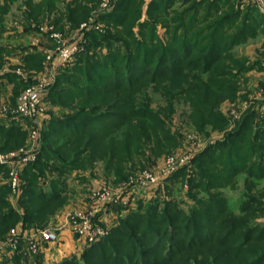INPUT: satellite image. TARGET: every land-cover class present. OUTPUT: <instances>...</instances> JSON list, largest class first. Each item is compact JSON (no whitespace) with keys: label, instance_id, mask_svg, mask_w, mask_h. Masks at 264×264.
Masks as SVG:
<instances>
[{"label":"trees","instance_id":"trees-1","mask_svg":"<svg viewBox=\"0 0 264 264\" xmlns=\"http://www.w3.org/2000/svg\"><path fill=\"white\" fill-rule=\"evenodd\" d=\"M7 1L14 0L0 2V16L8 10ZM57 1L33 4L25 0V15L37 23V17L55 8ZM175 1L150 0L145 11V0H111L110 8L92 13L105 29L85 33L89 41L76 54L75 75L65 80V90H56L58 75L47 92L49 100L69 105L73 112L50 119L36 160L22 170L18 199L23 213L9 201L7 174L0 177V239L13 228L43 227L44 217L62 203L64 188L57 181L52 179L50 185L39 182L44 169L65 173L48 165L47 155L60 160L65 169H86L99 159L105 174L121 181L128 175L127 162L145 153L146 141L152 140L151 153L178 143L180 137L168 122L176 100L189 103L188 118L200 131L206 127L222 130L229 124L220 105L239 97L243 73L253 65L232 50L256 33H264V14L253 4L238 9L232 0H181L178 6ZM96 4L97 0H72L64 9L66 20L77 28ZM143 11L147 17L138 21ZM136 24L137 32L133 29ZM159 24L163 36L157 32ZM118 25L125 30H117L112 37L107 27ZM43 60L41 50L20 58L24 67L36 71L43 68ZM5 77L14 84L15 96L31 83L10 70L0 76V88L5 86ZM148 86L164 97V108L149 106ZM258 111L248 109L235 129L194 157L197 180L189 178L188 194L200 183L208 189L233 184L243 172L247 181L263 177L264 118L253 133ZM0 113V151L7 152L23 145L26 135L18 118H10L1 108ZM6 169L0 164V172L6 173ZM185 170L180 167L169 179L183 178ZM260 191L247 196L241 211L264 210L257 198L264 195ZM204 201L206 204L197 202L188 214L180 208L182 202L167 200L163 211L154 202L146 207L141 204L120 221L106 224L105 236L87 242L81 262L65 258L59 264H264V225L227 217L229 209L221 192L210 193ZM22 256L15 254L16 264Z\"/></svg>","mask_w":264,"mask_h":264},{"label":"rangeland","instance_id":"rangeland-1","mask_svg":"<svg viewBox=\"0 0 264 264\" xmlns=\"http://www.w3.org/2000/svg\"><path fill=\"white\" fill-rule=\"evenodd\" d=\"M71 1L58 0L55 8L47 10L37 17V23L34 22L33 18L26 17L25 12L28 9L25 0L7 1L8 10L0 16V49L2 50L0 54V76L10 70H15L19 78L31 80L30 85L24 89L21 88L15 96L13 94L14 84L8 83L7 77L2 79L5 86L0 88V108L10 118H20L12 114L11 110L15 108L20 94L28 89H50L59 75L60 81L56 90H65L67 85L65 80H69L75 75L72 66L75 64L76 54L79 51L82 53L89 41L84 36L85 33L89 30L104 31V23L97 22L95 20L97 14L92 13L97 9L110 8L111 0H97V7L77 28H72L66 20L65 8ZM149 1L145 0V11ZM232 1L236 8L241 10H245L249 4L257 5L264 14V0ZM31 2L37 4L40 0H31ZM180 3L181 0H176L175 6ZM145 11L138 21L147 17ZM30 24H34L36 27L31 28ZM133 29L137 32L138 24ZM117 30H125V28L118 25L116 28L107 27L106 31L112 37H116ZM157 32L160 36L164 35V28L160 24L157 27ZM55 34H58L62 39L61 41L65 42V47H70L72 44L76 46L71 59L63 64L58 63L59 48L62 44L56 42L52 37ZM36 50H41L44 54L43 68L38 71L27 69L20 61L23 55ZM102 50L105 51L106 47L104 46ZM96 51L101 52L99 47ZM232 52L236 56H244L247 64L253 63V65L243 73L238 91L239 97L235 101L225 100L220 105L221 112L229 119V124L224 129L213 130L206 127V131H200L194 127L188 118L190 105L181 98L175 101L174 113L168 121L172 132H177L180 137L178 143L173 148H164L160 153H151L149 148L152 145V140L146 141L145 153L136 156L133 162H127L126 174L128 175L124 180L118 181L113 174L106 175L104 162L99 159L92 164L93 166H88L86 169L77 167L65 169L66 166L60 160L47 155L44 159L48 165L65 170L64 174H60L55 170L44 169L38 177L40 183L46 181V184L50 185L53 179L55 182L57 181L60 187L64 188L62 203L44 217L41 223L43 227H40L41 229L55 230L57 240L54 242L41 240L38 242V251L35 253L28 250L24 240L20 242L17 249L10 250L7 248V244L11 239V232L15 230L13 228L4 239H0V264L3 262L16 264L14 256L19 252L23 256L19 259L18 264H59L65 258L74 263L81 262L84 248L90 241L88 235L79 233L85 222L88 225H98L107 232L106 224L109 225L112 222L114 224L116 221H120V219L125 218L128 212L138 210L141 204L146 207L149 202H154L158 206L157 210L163 211L167 200L174 201L176 204L182 202L180 208L188 214L198 204L197 202L206 204L204 199L210 193L215 192H221L226 199L229 209V212L226 213L227 217L244 218L250 225H264V208L263 211L259 212L241 211V206L247 202L249 194H254L257 189L261 190L259 193L264 194V175L259 179L257 177L248 178L247 181L246 173L243 172L234 178L233 184L208 189L203 185L204 183H200L191 189V194H188L187 182L190 177L196 176L194 157L205 150L208 145L224 138L227 132L235 129L241 116L248 109H260L256 115L257 122L253 124V133L261 126L259 120L264 118V33H256L253 38L250 37L244 43L235 46ZM41 83H47V85L42 86ZM151 87L153 86H148L149 106L154 110L164 108L167 105L164 97L159 92H154ZM42 102L45 106L43 113L31 118L19 119L22 124L21 128L26 135L24 144L7 152L0 151V154L28 153L35 149L38 152L44 134L49 129L50 119L52 117L61 118L73 112L69 105L63 106L49 100L47 94L43 97ZM24 120H27L28 123ZM180 167L186 168L183 178L171 181L169 178ZM9 171L10 169L7 168L6 173L0 172V177H5V174L9 177ZM21 173L22 171L19 176V184L21 183ZM195 179L197 180V177ZM3 183L6 184V180ZM7 183L10 186L7 196L10 198L11 205L23 213L24 208L18 199L19 188L17 192H14L8 179ZM99 194L105 195L100 196ZM116 198L120 199L121 202L115 205L120 206L113 208L115 207L113 200ZM257 198H261V202L264 204V195H259Z\"/></svg>","mask_w":264,"mask_h":264},{"label":"built area","instance_id":"built-area-1","mask_svg":"<svg viewBox=\"0 0 264 264\" xmlns=\"http://www.w3.org/2000/svg\"><path fill=\"white\" fill-rule=\"evenodd\" d=\"M52 37L56 40V42L62 44L59 48L58 63L63 64L69 61L74 51L76 50V46L72 44L70 47H65V42L61 41L62 39L58 34L52 35ZM40 85L46 86L47 83H41ZM48 90L49 88L44 90L28 89L24 93L20 94L17 99L15 108L11 110L12 114L20 117L18 119H27L43 113L45 110V106L42 102V99L47 94ZM36 158V149L28 153L12 152L8 154H0V164L5 165L10 169L8 181L11 187L14 189V192H17V189L19 188L20 172L27 164L35 161ZM99 195L104 196L105 194ZM120 202L121 200L116 198L113 200V205ZM79 233L82 235H88V238L90 240L89 242H92L98 240L107 232L98 225H88L85 222L83 227L79 230ZM22 240L26 241L28 250L35 253L38 251V242H41V240L44 242H54L57 240V234L55 230L50 228L28 230L17 228L11 232V239L7 244V248H9L10 250L17 249Z\"/></svg>","mask_w":264,"mask_h":264}]
</instances>
